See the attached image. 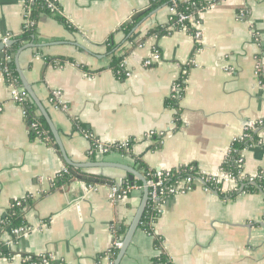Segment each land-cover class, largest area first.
Returning <instances> with one entry per match:
<instances>
[{
	"label": "crops",
	"instance_id": "1",
	"mask_svg": "<svg viewBox=\"0 0 264 264\" xmlns=\"http://www.w3.org/2000/svg\"><path fill=\"white\" fill-rule=\"evenodd\" d=\"M154 1L57 0L65 23L39 14L28 42L37 46L19 53L17 72L47 111L72 162L135 168L128 156L93 148L95 140L129 141L150 169L193 165L202 174L219 176L234 140L247 125L264 119V0H203L212 5L198 14L201 43L175 28L169 6L154 7ZM146 9L125 33L121 27ZM25 13L26 0H0V43L21 33ZM161 27L167 32L150 35ZM154 50L161 60L144 67L143 58ZM113 56L123 57L129 77L113 72ZM57 58L62 62L52 64ZM180 81L177 114L167 101ZM55 91L58 105L51 101ZM36 108L53 142L33 136L0 72V220L14 201L29 197L32 203L25 208L28 226L18 240L3 232L11 256L0 255V264H23L25 257L41 255L53 258L48 264H113L117 231L126 233L144 185L134 177L141 183L112 198L110 182H123L127 173L104 166L77 169L110 182L88 184L79 178L56 187L60 172L70 166ZM259 136L260 142L240 152L242 174L264 179V128ZM204 185L197 182L185 193L167 196L153 224L171 263L264 264V188L230 197L240 190L237 183L223 181L222 195ZM158 254L153 237L139 226L119 264H152Z\"/></svg>",
	"mask_w": 264,
	"mask_h": 264
},
{
	"label": "trees",
	"instance_id": "2",
	"mask_svg": "<svg viewBox=\"0 0 264 264\" xmlns=\"http://www.w3.org/2000/svg\"><path fill=\"white\" fill-rule=\"evenodd\" d=\"M53 2L52 0H26V10H28V23L23 24L21 33L17 36H13L12 40L13 43L10 46H4V48L0 49V53L3 54V57L0 58V72L3 74L6 80L13 81L19 88H23L21 84V80L19 78V74L17 72V67L14 61V55L15 52L25 43L30 42L33 39L34 33H35V26L37 19L39 17V14L42 12H47L50 14H53L57 19H59L61 22L65 23L64 18L53 8L49 7V3ZM53 4H56L53 2ZM166 4L167 6H171L172 2L171 0H155L154 1V7ZM202 4H206L203 0H176V10L178 12H182L184 14L187 13H194L196 12L199 7H201ZM171 22L175 26V18L176 16H171ZM137 20L130 21L129 23H125L121 28L125 33H129L132 28L135 26ZM166 27H161L154 29L150 32V35H161L163 33H166ZM122 56H113L111 60V69L113 72L119 76L123 77V68L120 65L123 61ZM52 64L58 65V63H61L62 60L60 59H54L51 60ZM262 82L264 83V78L262 77ZM180 86L183 87L184 84L182 81L179 82ZM178 100L179 98L172 97L169 98L167 101V105L170 108H173L177 114H178ZM22 107L26 110V118L27 122H30V124L36 123L37 127L36 130H32L34 132L33 136H39L41 139L46 140L48 142H53L52 134L48 129V126L42 116H36V105L33 102V100L27 95V99L23 102H21ZM175 115L177 117L178 115ZM264 126V123L263 125ZM80 129L83 131L84 128L80 127ZM83 133H87L84 132ZM257 139L256 132H250L249 137H247L244 140H237L233 142L231 145V148L225 157L221 170L228 172L232 174L235 179L236 183L238 185L237 191H232L229 196L234 197L241 192L250 193V192H257L264 188V179L261 177H256L252 181L250 180L249 176H240L241 171L243 172V169L238 166L237 160L241 157V150L248 146L252 141ZM53 146L57 149V146L55 143H52ZM108 150L109 152H117L120 155L128 156L130 157L135 165V168L141 172L144 179H148V177L145 174V171L150 170V168L146 165L141 158H139L137 155L134 154L132 149V144L129 142L127 145L122 144H108ZM172 172L174 174L166 180V184H172L179 178L185 177V176H197L200 175V171L193 165L188 166H179L178 168L172 169ZM83 178L86 183L88 184H94L100 181L110 182L106 178L102 176H96V175H88L83 172H81L80 169H76L75 171H71V168L68 167L66 172H60L58 182L56 183V187L67 185L74 179ZM140 184V180L134 178L133 180H124L121 184V188H126L127 186L133 185V183ZM115 182L111 181L110 185H113ZM219 185L216 184L214 179H209L206 181V186L213 190L220 192ZM220 194V193H219ZM222 195V194H220ZM31 200L29 197H26L23 200H17L14 201L9 208L6 216L0 220V255L10 257L11 253L6 248V244L1 240V236L4 231H12L14 229H20L27 227L26 220L24 218V214L26 213L25 208L31 206ZM159 210L155 208V204L151 201H147L145 210L143 212L141 222L139 226L147 232L149 235L153 237V243L154 246L159 250V254L153 258L152 264H172L167 254L164 252L162 247V238L155 233L153 224L159 217ZM124 230L119 229L117 231V237H120L119 239H123ZM13 241L16 242L18 239L16 238V235H12ZM121 239V240H122ZM117 250L112 249L110 253V257L112 260L117 255ZM39 257L35 256H27L24 258L23 264H29L33 261H38Z\"/></svg>",
	"mask_w": 264,
	"mask_h": 264
},
{
	"label": "built area",
	"instance_id": "3",
	"mask_svg": "<svg viewBox=\"0 0 264 264\" xmlns=\"http://www.w3.org/2000/svg\"><path fill=\"white\" fill-rule=\"evenodd\" d=\"M52 1L55 2L56 4H53V2H51V3H49V7L53 8L54 10H56L60 14V10H59L57 0H52ZM171 2H172V4H171V6L168 7V10H169V14H170L171 19H172L171 16H176L175 28L189 32L193 36V38L196 42L201 43L202 21L199 18L198 14L201 11L208 9L212 5V3L206 2V4H202L201 7H199V9L196 12L184 14V13L178 12L176 10V0H171ZM27 15H28V10H26V13H25L24 24L28 23ZM10 38H11L10 36L4 37V39L2 40V43L5 44L6 42H8L10 40ZM136 47H139V48L142 47V43L136 44ZM160 60H161L160 53L157 50H154L149 55H147L146 57L143 58L142 65L144 67H149V66L159 62ZM120 65L122 66V68L124 70V75L129 77L130 72L127 71V69L125 67L124 59ZM257 69L259 71H261V66L258 65ZM5 81L7 82L8 86L10 88L11 100L16 102L17 104H19L22 107L21 102H23L27 99L26 92L22 88H19L13 81H8L6 79H5ZM261 84H264V83L261 82ZM183 88H184V86L181 87L179 82L175 83V85L173 86L174 97H179L182 93ZM57 95H58V92L55 91L52 93V96H51V101H54L55 105L60 104V101L57 100ZM57 101H59V102H57ZM23 115L26 117V110L24 108H23ZM263 123H264V119L250 123L249 125H247L245 127L243 133L238 138H236L234 140V142L237 140L246 139L247 137H249V133L253 132V131L256 132L257 139L252 141L249 145L253 144L255 141L260 142L261 137L259 136V133H260V129L264 128V126H262ZM36 127H37V124L32 122L31 128L33 130H36ZM85 136L87 138H92V135L89 133H85ZM112 144H122L125 146V145L129 144V141H125V142H121V143L117 142V143H112ZM93 148H96L97 151L100 152L101 154L110 153L108 150V144H100L99 142H97V140L94 141ZM93 150H91L90 153H92ZM237 164L239 167H241L243 169L242 157H240L237 160ZM66 171H67V169L65 168L62 172H66ZM145 174L148 177L147 180L145 179V186L148 189V200L155 204V208H157L159 210V212L161 210V206L163 204V201L167 196L173 195V194H178V193H185V192L191 190L193 188L194 184L197 182H203L205 184L204 185L205 189H209L206 186V181L209 179H214L216 184H221L223 181H227V180L236 184L235 177L232 174L225 172L223 170H221V172L219 173V176L205 175V174H202L200 172V175L185 176V177L179 178L174 183L169 184V185L166 184V180H168V178H170L174 174V172H172L171 170L150 169V170L145 171ZM240 176H243L242 171L240 173ZM257 177H261V176H257ZM253 179H254V177L250 178L251 181ZM121 184H122V182H120L116 185H111V197L112 198H121L123 196H126L130 192V190L134 187L131 185V186H127L126 188H121ZM8 232L11 234V236L12 235L17 236V235L22 234L24 232V229L23 228L14 229V230L8 231ZM121 242H122L121 239L115 240L113 243V247L116 249H119L121 246ZM52 259L53 258L50 255H41V256H39L38 261H33V262H30L29 264H48V262Z\"/></svg>",
	"mask_w": 264,
	"mask_h": 264
},
{
	"label": "water",
	"instance_id": "4",
	"mask_svg": "<svg viewBox=\"0 0 264 264\" xmlns=\"http://www.w3.org/2000/svg\"><path fill=\"white\" fill-rule=\"evenodd\" d=\"M148 11V9L146 10H142V11H139L137 13H135L134 15H132L129 19V21H132V20H135L136 18L140 17L141 15L145 14L146 12ZM13 43V40H9L8 42H6L5 44L4 43H0V49H2L5 45L6 46H10L11 44ZM37 45L36 44H33V43H28V44H25L23 45L21 48L18 49V51L16 52V56H15V62L18 66V56H19V53L27 48H33V47H36ZM3 57V54L0 53V58ZM18 72H19V75H20V79H21V82L23 84V90L26 92V94L34 101V103L38 106V108L41 110L43 116L45 117V119L47 120L48 122V125H49V128L51 129L54 137H55V140H56V143L59 147V150L65 160V162L70 166L72 172H73V169H77V168H89V167H104V166H111V167H117L119 169H122L124 170L126 173H127V179L128 180H133L134 177H137V178H140V180L142 181L143 185H144V193H143V197H142V200L140 202V205L126 231V233L124 234V237L122 239V242H121V246L120 248L118 249V252H117V255H116V258L114 260V263L113 264H119L122 257L125 255L126 251H127V248L129 247L130 243H131V240L133 238V235L135 233V231L137 230V228L139 227V224L141 222V218H142V215H143V212L145 210V207H146V203L148 201V189L147 187L145 186V179L143 177L142 174H140L135 168L131 167V166H127V165H123V164H113V163H106V162H90V163H74L72 162L68 156L66 155L65 153V150H64V147L62 145V142L59 138V135L57 133V131L55 130V127L47 113V111L45 110V108L43 107V105L41 104V102L37 99V97L35 96L34 92L32 91L31 87L29 86V84L26 82L25 78L23 77L22 73H21V70L18 68ZM80 179H83L82 177Z\"/></svg>",
	"mask_w": 264,
	"mask_h": 264
}]
</instances>
